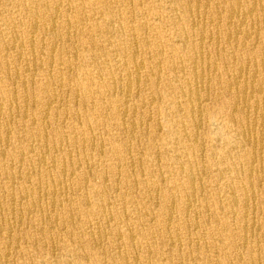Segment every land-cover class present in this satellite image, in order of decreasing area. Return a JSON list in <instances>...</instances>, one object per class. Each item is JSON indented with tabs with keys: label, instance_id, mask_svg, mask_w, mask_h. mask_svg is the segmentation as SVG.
Instances as JSON below:
<instances>
[{
	"label": "bare ground",
	"instance_id": "obj_1",
	"mask_svg": "<svg viewBox=\"0 0 264 264\" xmlns=\"http://www.w3.org/2000/svg\"><path fill=\"white\" fill-rule=\"evenodd\" d=\"M0 264H264V0H0Z\"/></svg>",
	"mask_w": 264,
	"mask_h": 264
}]
</instances>
